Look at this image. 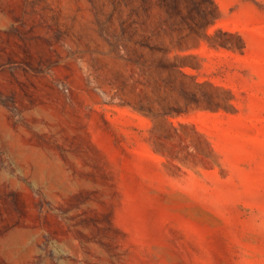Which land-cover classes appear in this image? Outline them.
<instances>
[{"label":"rangeland","instance_id":"rangeland-1","mask_svg":"<svg viewBox=\"0 0 264 264\" xmlns=\"http://www.w3.org/2000/svg\"><path fill=\"white\" fill-rule=\"evenodd\" d=\"M0 264H264V0H0Z\"/></svg>","mask_w":264,"mask_h":264},{"label":"bare ground","instance_id":"bare-ground-1","mask_svg":"<svg viewBox=\"0 0 264 264\" xmlns=\"http://www.w3.org/2000/svg\"><path fill=\"white\" fill-rule=\"evenodd\" d=\"M1 220V219H0Z\"/></svg>","mask_w":264,"mask_h":264}]
</instances>
